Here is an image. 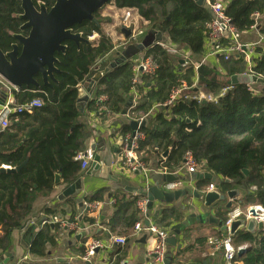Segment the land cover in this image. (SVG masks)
I'll return each instance as SVG.
<instances>
[{"label": "trees", "instance_id": "1", "mask_svg": "<svg viewBox=\"0 0 264 264\" xmlns=\"http://www.w3.org/2000/svg\"><path fill=\"white\" fill-rule=\"evenodd\" d=\"M33 1L44 3L47 9L55 2ZM209 1L213 3L215 0ZM110 3L119 10H136L148 22L149 29L167 34L170 45L184 46L191 57L209 55L208 25L213 20L209 5L200 6L193 0H110L108 5ZM224 3L225 16L240 34L255 25L256 14H264V0H224ZM20 13V0H0V49L3 52L11 50L14 43L11 34L17 33L22 24L16 19ZM94 17L101 21V26V10L95 12ZM73 32L80 33L87 40L96 35L98 40L90 44L64 43L65 51L55 54L59 73L54 74L56 82H51V89L42 84L40 75H36L34 79L40 88L24 86L13 92L14 108L35 99H40L42 106L32 113L11 114L10 125L0 133V168L7 166L11 169L0 173V223H3V229L22 225L30 214L36 194L53 190L56 173H60L64 184L73 183L81 175L80 162L76 157L84 151L89 132L87 126L78 121V87L113 51L115 44L101 27L89 21L75 25ZM221 44L228 47L229 40L222 39ZM144 56L156 65L154 74L141 75L142 85L137 86L133 83L136 75L133 64L123 63L96 84L95 99L89 102L90 108L98 113L99 108L104 106L110 115H118L132 104L129 95L135 88L140 91L141 97L130 111L136 119L147 118L149 122L138 130L144 135L136 150L138 161L147 165L150 156L169 150L163 168L173 172L182 166L185 155L191 153L200 171L235 181L237 186L248 190L256 187L259 192L262 191L264 93L250 90L245 85H235L221 95V90L228 86L215 68L197 62V69L194 70V63L188 58L187 68L181 71V58L172 57L157 44L149 47ZM219 61L227 77L244 73L248 68L241 55H234L228 60L220 56ZM251 64L252 70L264 78V54L260 48L255 49ZM195 81L206 94L216 95L214 102L180 100L173 108L163 106L173 89L182 82L191 87ZM99 97H104L105 101L97 102ZM157 107H160L159 111L152 115ZM98 115L103 116L101 113ZM130 134L131 128L126 125L122 135L125 138ZM243 170L249 171L246 180ZM98 200L94 198L90 201ZM137 201L138 198L133 199L129 203L130 210L124 214L125 211L119 212L121 200L116 198L117 213L106 224L110 233L128 235L140 221ZM61 215H65L63 210ZM95 222L86 213L78 224L80 227L93 226ZM59 226V223L44 225V232L40 231L30 246L32 255L46 256V244L55 245L48 231H55ZM231 239L236 247L241 243L251 245L242 256L236 255L233 264H264V233L256 237L239 234ZM84 252L85 249L82 254ZM121 261L117 258L115 264Z\"/></svg>", "mask_w": 264, "mask_h": 264}, {"label": "crops", "instance_id": "2", "mask_svg": "<svg viewBox=\"0 0 264 264\" xmlns=\"http://www.w3.org/2000/svg\"><path fill=\"white\" fill-rule=\"evenodd\" d=\"M208 2L209 0H205L204 4L208 5ZM117 13L121 14L119 31L124 38L129 40V43H127L125 47L120 46L111 38L112 42L115 44L113 51L102 59L100 64L92 70L90 76L78 87V100L88 97L86 102L78 103L80 111V118L78 121L85 124L89 132V137L84 143V151L90 149L95 155L100 157L98 168L91 169L92 162L89 163L88 167L82 170L81 175L76 179L80 180L79 188H76L73 194L63 198H60L62 192L68 188L70 184H64L60 173H56L55 176H60V184H55L54 176L53 190L49 193L44 192L36 194L31 203L30 214L24 219L20 227L10 230L3 229V223H0V264H43L48 262H53L52 264H86L87 262L89 264H115L117 258L122 259L126 264H154L148 255L156 241V237L153 234L150 232L135 234L132 229L128 232V235L119 236L116 233H110L106 224L117 213L115 207L116 198L121 200V209L119 212L125 211L124 214H126L131 208L129 203L132 202L133 199L138 198V200H147L145 196L147 189L155 186H159L162 191L166 192H187L177 200H173L171 204L154 202L151 210L145 207L147 220L140 216V221H142L144 227H146L145 222L149 221L151 226L158 230L165 231L168 238L175 239V245L167 243L166 256L168 254L170 255V264H228L225 260L222 248L217 249L212 241L218 242L224 238H230L232 246L236 251L234 254L235 258L238 250L245 249V253L251 245L248 243H241L236 247L231 238L237 237L239 234H250L256 237L264 233V226L262 225V227L259 228V223L248 215V210L251 208H255L260 212L264 210L262 204L264 203V189L260 191L261 193L256 187H251L248 190L242 186H237L235 181L233 182L230 180V183H226L225 179L216 177L213 174L215 180L209 181L200 178V176L210 172L200 171L198 169L194 173H189L183 166L176 171L167 172L163 168V164L166 162L167 157H162L166 151L150 156L147 165H145V170L143 171L130 172L125 168L122 162V142L124 139L122 130L126 125H129L130 121L144 119H136V115L130 111L132 105L135 106L139 101L141 97L139 95L140 91L134 88L132 93H130L129 96L132 99V104H130L128 108L125 107V115L120 113L118 115L104 117L99 116L98 113L92 110V107L90 108L89 102L95 99V88L97 83L94 84L92 88L89 86V83L92 76L108 68L111 63H115L121 59V54L128 46H139L144 42L148 43L152 38L153 41L156 36L160 34L161 41L158 42L155 40L156 44H166V46L185 55L194 63V70H196L198 66V64H196L197 62L203 63L210 68H215L220 74V79L224 80L229 88L235 85L228 84L231 77H227L220 66L219 59L221 55L210 56L207 54L202 58L196 56L191 57L184 46L170 45L167 34L149 29L148 22L142 19L134 9L119 10L113 3L106 5L103 8L101 17L106 18L107 24L105 27L109 30H112L117 25ZM127 15H129V17L126 19ZM254 20L255 25L249 31L240 34V42L246 45H255V47L260 48L262 54H264V14H256ZM104 23L105 21L101 24L102 29H104ZM127 33H129L128 36H126ZM139 33L140 35H138ZM136 35H138L136 40L132 41V37ZM97 40L98 37L95 35L89 39V42L95 43ZM145 51L146 50L142 49L137 56L134 55L130 58L131 61L127 60L126 62L134 65L138 59L144 57ZM180 63V70H185L187 68L185 62L182 61ZM246 64L248 68L244 73H247L249 68L252 70V64L250 63L248 65L247 62ZM240 74L243 73H239L238 75ZM194 83H197V81ZM135 84L141 86L142 77L139 76L138 82ZM245 86L256 92L264 93L263 84H249ZM90 88L92 91L89 95L88 90H90ZM3 94L5 93L0 90V100ZM199 95L212 97L214 99L216 96L215 94H206L197 84V86L191 90V93H188L187 97ZM12 99L13 103H15L14 95ZM181 101L189 102L188 99H183ZM200 101L206 103L204 100ZM159 108L160 107L154 108L152 115L157 113ZM167 152L169 155L170 151L168 150ZM167 175L173 176V180L168 182L166 179ZM248 175L249 173L244 175L245 180ZM175 183L178 184L175 190L167 189L169 184ZM210 184L214 186V190L211 191L223 196L224 200L216 202L210 208H206L204 206V197L205 194L210 191L208 189ZM229 192H236L237 196L232 199L228 198ZM94 198H98L99 200L95 202L90 201ZM89 204H97L98 206L94 209H89ZM227 204H231L229 208H227ZM236 209L242 212L241 217L237 219L245 220V225L238 227L233 235H230L228 230L226 232L222 231L220 226L210 224L208 218L201 219V216L212 214L211 216H213V218L219 220L222 225H225L229 216ZM62 210L65 212L64 216L61 215ZM51 212L55 214L53 215ZM86 213L96 220L93 226L81 225L82 229L79 232L71 231L62 226V223L80 222L81 218ZM52 217H57L59 221L55 224L47 225L54 226L58 223L60 224L59 227H56L55 231L52 229L48 231L54 238L55 245L46 244L45 257L41 258L32 255L30 252L32 242L40 231L44 232V222L49 221ZM175 231H178L179 234H176ZM77 235L81 236L79 240L75 238ZM118 237L125 238L126 244L123 246L116 244L114 240ZM92 242H99L102 247L96 249L97 251L94 252L93 256L85 260L84 256L87 252L88 245ZM83 249H85L84 254H82ZM237 257L240 256L237 255ZM58 260H62V263H58ZM231 264L233 263L231 262Z\"/></svg>", "mask_w": 264, "mask_h": 264}, {"label": "water", "instance_id": "3", "mask_svg": "<svg viewBox=\"0 0 264 264\" xmlns=\"http://www.w3.org/2000/svg\"><path fill=\"white\" fill-rule=\"evenodd\" d=\"M54 5L47 9L45 4L35 2L33 0H20L21 13L16 16V19L21 21L22 24L18 28L17 33L11 34L14 43L11 45V50L3 52L0 49V77L8 82L16 90H21L24 86H33L34 88H40V84L34 79L36 75H40L42 84L47 88H52L51 82H56L54 74L59 73L57 64L58 59L55 54L63 53L66 49L65 42L73 41L76 44L84 43L90 44L89 40L82 37L80 33H74L73 27L83 21H89L98 28H100V20L94 17V13L102 10L110 0H54ZM198 5H203L205 0H193ZM129 33L126 34L128 36ZM153 39V38H152ZM152 39L146 43H142L139 46H128L126 50L121 54V59L115 63H111L108 68H105L99 73H96L91 77L89 86H92L100 81V79L109 73L114 68L123 62L129 61L134 55H138L142 49L147 50L152 45H155L156 41L160 42V34L152 41ZM155 42V43H154ZM131 61V60H130ZM229 85L238 84H263L264 79L254 75H233L228 81ZM91 88L88 90L89 95L91 94ZM6 100V94H3L0 100V106H3ZM88 97L79 99L78 103L86 102ZM204 103V102H203ZM126 114V108L122 110V115ZM189 122V121H187ZM148 119L144 118L140 122L130 121L129 126L131 128L132 136H134L139 128L147 126ZM168 152L166 151L162 157L166 158ZM100 162V157L95 155L91 169H97ZM10 169L0 168V173L9 171ZM19 170V168L17 169ZM244 175L248 174L247 170H243ZM209 181H214L215 178L210 173H204L200 176ZM166 179L168 182L173 180V176L167 175ZM226 183H230L229 179H225ZM55 184H60V176H55ZM80 180H76L70 184L62 192L60 198L71 195L75 192L76 188H79ZM143 189V187H142ZM185 191H174L166 192L162 191L159 186L150 187L145 193L147 203L146 208L151 210L154 202L171 204L173 200H177ZM236 192H229L228 198L236 197ZM224 197L217 194L214 191H209L204 197V206L210 208L213 204L218 201H223ZM231 204H227V208ZM260 211L251 208L248 210V215L252 218L258 217ZM204 215L201 219L208 218L210 224L220 226L221 230L226 232L228 230L230 235H233L238 227L245 225V220L237 219L233 220L230 225H222V223L213 218V216ZM145 226H149V222H145ZM258 227L261 228L262 224L259 223ZM179 234L178 231H175ZM81 236L77 235L75 238L79 240ZM167 243L175 245L176 241L174 238H168ZM95 250L94 252H96ZM245 249H240L237 252L238 256L244 253ZM58 263H62V260H58ZM171 257L168 254L164 260V264H170ZM53 262L43 263L52 264ZM21 264H40V263H21ZM86 264H89L88 262ZM191 264V263H188Z\"/></svg>", "mask_w": 264, "mask_h": 264}, {"label": "built area", "instance_id": "4", "mask_svg": "<svg viewBox=\"0 0 264 264\" xmlns=\"http://www.w3.org/2000/svg\"><path fill=\"white\" fill-rule=\"evenodd\" d=\"M208 5L210 7V10L213 15L212 22L208 25V28L210 30L209 34V40H210V56L214 55H221L223 56L224 60H228L232 56H238L241 55L245 62L248 63V65L251 63V58L254 55L255 52V45L252 44H242L240 42V33L237 32V30L232 26L230 19L227 18L224 14L225 9V3L224 0H215L213 3L208 2ZM129 17V15L126 16V19ZM125 19V20H126ZM140 35V33L138 34ZM132 37V41L136 40V37ZM222 39L229 40V46L223 47L221 44ZM161 48L166 50V52L171 55L172 57H181V60L186 63L189 59L183 55L182 53L178 52L177 50L170 48L166 46V44L157 43ZM188 66V65H185ZM133 71L136 73L135 78L133 80V83L138 82V78L141 75H152L154 74L156 70V65L151 61L150 58H146L145 56L138 59L135 64L132 67ZM197 69V67H196ZM245 75H254L259 78L264 79L262 76L256 74L251 70V68L248 69L247 73H243ZM196 82V81H195ZM197 86V83H194L191 87L188 86L185 82H182L181 85L178 88H175L171 91L169 99L165 102L163 105L166 108L173 107L175 104L180 100H189V101H208V102H214L215 99L212 97H204V96H193V97H187L188 93H191V90ZM229 87H226L222 89L221 95L225 93L227 90H229ZM0 90L3 91L6 94V100L3 106H0V132L5 130L10 125L9 117L13 113H32L35 109H38L42 106V101L40 99H35L28 104L19 106L14 108L13 107V92H16L17 90L12 87L8 82H6L2 77H0ZM251 90V89H250ZM105 101L104 97H100L97 99V102H103ZM101 113L104 117L110 116L108 109L104 106H101L98 110V114ZM142 119L139 120V122ZM144 139V135L140 133L139 131L136 132L134 136L127 135L122 142V162L123 165L127 170L130 172H140L145 170V165L138 161L136 150L138 149V142L140 140ZM95 157V154L92 150L88 149L82 153H79L76 157V160L80 162L81 170H85L89 163L93 162ZM182 166L187 169L189 173H194L198 170V165L194 160V157L191 153H187L185 155L184 161L182 163ZM181 166V167H182ZM5 169H8L9 167L5 166ZM178 187V184H169L167 186L168 190H175ZM208 189L214 190V186L212 184L209 185ZM147 200L140 199L136 202L137 208L140 210L142 218H146L145 213V207H146ZM98 205L97 204H89V209H94ZM242 215V212L239 209H236L232 212V214L229 216V219L225 223V225L228 227L230 223L233 220H236L237 218H240ZM147 220V218L145 219ZM258 223H261L264 226V210L260 212L258 217L253 218ZM59 220L57 217H52L49 221L44 222V224H55ZM149 222V221H148ZM62 226L68 228L71 231L79 232L82 228L79 226V224L75 222H69L62 223ZM133 232L135 234L141 233V232H150L156 237V241L154 243V246L149 251L148 255L152 259L154 264H163L166 252H167V238L168 235L165 231H161L156 229L155 227L151 226L149 224L148 227H144L142 221L137 222L133 227ZM115 243L118 245H125L126 239L122 237H118L115 240ZM214 243L217 249L223 250V254L225 257L226 262L228 264H231V262L234 259L235 250L232 246L230 238H224L218 242L212 241ZM102 245L99 242H92L90 245H88L87 252L85 253L84 259L88 260L91 258L94 254V251L98 248H101ZM120 264H126L125 262L121 261Z\"/></svg>", "mask_w": 264, "mask_h": 264}, {"label": "rangeland", "instance_id": "5", "mask_svg": "<svg viewBox=\"0 0 264 264\" xmlns=\"http://www.w3.org/2000/svg\"><path fill=\"white\" fill-rule=\"evenodd\" d=\"M103 12V9L101 11V13ZM120 19H121V14L120 13H117V19H116V26L115 28H113L112 30H109L107 27H105V25L107 24L106 23V18L104 17L103 18V21H105L104 23V29H102L103 33L107 36H109L110 38L114 39L115 43L120 45V46H126L127 43H129V40H127L126 38H124V36L120 33L119 31V23H120ZM132 46H135V45H132ZM123 48V47H122ZM179 52V51H178ZM179 57V56H178ZM181 58V57H179Z\"/></svg>", "mask_w": 264, "mask_h": 264}, {"label": "flooded vegetation", "instance_id": "6", "mask_svg": "<svg viewBox=\"0 0 264 264\" xmlns=\"http://www.w3.org/2000/svg\"><path fill=\"white\" fill-rule=\"evenodd\" d=\"M41 77V76H40ZM42 80V79H41Z\"/></svg>", "mask_w": 264, "mask_h": 264}]
</instances>
